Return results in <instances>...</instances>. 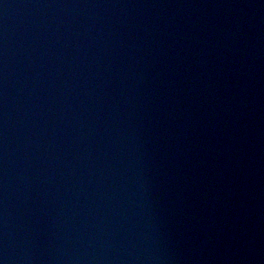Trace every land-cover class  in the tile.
<instances>
[{
	"label": "water",
	"instance_id": "1",
	"mask_svg": "<svg viewBox=\"0 0 264 264\" xmlns=\"http://www.w3.org/2000/svg\"><path fill=\"white\" fill-rule=\"evenodd\" d=\"M0 264H264V0H0Z\"/></svg>",
	"mask_w": 264,
	"mask_h": 264
}]
</instances>
